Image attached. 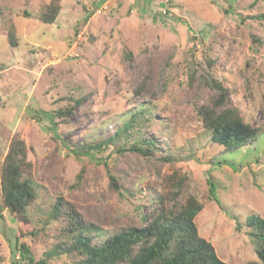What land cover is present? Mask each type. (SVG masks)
<instances>
[{"label":"rangeland","instance_id":"rangeland-1","mask_svg":"<svg viewBox=\"0 0 264 264\" xmlns=\"http://www.w3.org/2000/svg\"><path fill=\"white\" fill-rule=\"evenodd\" d=\"M50 1L0 0V171L11 141L22 138L31 173L45 190L40 206L48 210L63 198L106 236L139 226L157 197L181 182V197L194 195L203 204L199 233L218 256L229 264L258 261L246 221L264 219V137L223 154L222 166L208 165L204 158L211 161L220 150L204 134L196 107L213 94L198 81L209 73L227 89L228 105L264 127V0H62L55 23L43 24L39 17ZM145 76L156 95L148 105L160 117L148 137L163 155L173 156L175 147L177 161L121 155L113 146L75 156L73 145L102 141L123 124ZM69 106L73 115L55 113ZM162 121L176 140L161 134ZM187 144H194L191 150ZM209 179L222 207L209 198ZM36 212V226L25 236L0 201V264H13L15 237L37 260L56 243L59 225L40 224L45 215ZM17 260L22 263L18 253ZM49 264L70 261L63 256Z\"/></svg>","mask_w":264,"mask_h":264},{"label":"trees","instance_id":"trees-1","mask_svg":"<svg viewBox=\"0 0 264 264\" xmlns=\"http://www.w3.org/2000/svg\"><path fill=\"white\" fill-rule=\"evenodd\" d=\"M61 2L62 0H51L39 20L43 24H54L61 12ZM261 17L264 18V15ZM9 37L10 44L17 46L14 30L9 33ZM192 79L194 80V76ZM198 81L202 89H208L213 94H210L207 103L196 107V112L204 134L220 150L213 156V160L209 161L205 157L203 162L206 160L208 165L222 166L228 162L221 159L223 154H235L253 146L263 139L264 127H255L246 122L237 108L228 105L227 89L214 76L204 74ZM133 92L137 106L124 116L123 124L115 133L99 142L73 145L71 152L75 156H90L113 146L121 155L134 153L147 160L156 156L163 162L177 161L174 156L177 152L175 147L172 150L174 157L163 155L156 140L148 137L149 130L160 118L153 112L152 105H148L156 97L149 86V77L145 76L138 82ZM74 101L79 104L75 99ZM73 112L74 106L61 112L55 111L63 115H73ZM166 125L164 121L160 123L164 127L161 134L167 139L173 134L176 140L173 131H169ZM193 145L187 144V148L191 150ZM175 146L179 147L178 144ZM168 148L172 149V142L168 143ZM27 157L25 141L22 138L13 139L1 164V207L15 219L22 235H27L26 228L31 224L36 226V214L33 212L37 213L38 210L45 215L40 224L56 223L59 227L55 236L56 243L38 260L30 247L26 243H19L18 237H15L13 264H19L17 253L21 264H49L50 260L63 256L69 259L70 264H229L218 256L214 246L199 233L196 217L203 210V204L194 195L182 198L181 182L172 194L157 197L155 207L148 214L142 215L139 226H129L106 236L105 231L85 221L76 207L63 198L58 197L48 210L40 206L38 199L45 190L34 179L32 165ZM109 176L111 186L120 190L121 185L116 177L111 174ZM208 184L209 198L222 207L217 197L216 184L211 179ZM246 222L250 228L249 235L258 243V261L246 264H264V219L251 215ZM239 225L236 221L238 231Z\"/></svg>","mask_w":264,"mask_h":264}]
</instances>
